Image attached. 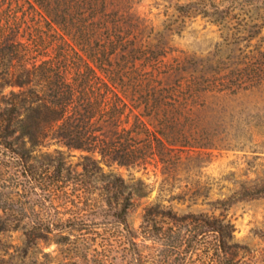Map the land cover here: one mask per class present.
<instances>
[{
    "label": "trees",
    "instance_id": "obj_1",
    "mask_svg": "<svg viewBox=\"0 0 264 264\" xmlns=\"http://www.w3.org/2000/svg\"><path fill=\"white\" fill-rule=\"evenodd\" d=\"M33 1L46 23L39 40L0 44V264H26L34 249L52 244L60 248L58 264H238L235 225L226 217L151 206L140 233L145 247L151 243L150 253L129 225L131 194L113 167L147 163L158 155L164 161L157 147L164 146L165 135L156 125L157 133L149 127L162 118L164 100L157 89L163 83L132 70L137 61H150L149 55L158 61L161 54L111 28L105 0H83L85 12L76 0ZM259 4L264 0L249 5L248 22L257 20L253 13ZM177 12L185 19L200 16L227 37L237 32L242 17L237 0L227 5L197 0ZM167 32L177 30L171 26ZM40 47H57L55 56L31 57ZM222 69L192 75L175 87L195 94L240 87L248 78L264 84L262 52L232 76L235 82ZM126 109L136 126L109 138L105 124L120 128ZM171 122L179 124L177 118ZM140 136L144 147L137 143ZM52 145L59 148L51 151ZM75 151L82 153L81 170L67 160L66 153ZM115 226L128 241L118 257L108 237ZM9 233L21 234L14 252L3 243ZM210 237L212 247L205 242Z\"/></svg>",
    "mask_w": 264,
    "mask_h": 264
},
{
    "label": "rangeland",
    "instance_id": "obj_2",
    "mask_svg": "<svg viewBox=\"0 0 264 264\" xmlns=\"http://www.w3.org/2000/svg\"><path fill=\"white\" fill-rule=\"evenodd\" d=\"M76 1L78 10L85 12L83 0ZM195 1L105 0L111 28L129 33L136 44L149 48L151 44V50L161 54L158 61L154 55H149L150 61H137L132 70L157 77L163 83L157 90L164 100L162 118L149 123L153 132L158 129L165 135L164 146L157 147L164 161L158 155L147 163L113 169L124 177L126 195L131 194L128 222L135 235L138 233L135 241L146 253H150L151 243L147 244L149 248L142 244L141 226L146 210L159 204L180 215L205 213L228 218L235 225L237 263L264 264V84L248 78L247 84L240 87L195 94L175 87L178 81L184 84L192 75L202 77L217 68H223L230 83L235 82L232 76L239 74L249 58L258 52L264 54V5L254 7L253 17L257 20L248 22L245 15L255 0H237L242 17L237 32L227 37L200 16L185 19L178 14L180 6ZM217 1L227 5L233 0ZM86 12L93 13L92 9ZM43 15V9L33 0H0V44L37 42L46 28ZM171 26L177 32H167ZM55 49L40 47L31 57L41 53L43 57L38 59H47L44 55L55 56ZM171 109L174 112L169 113ZM173 118L178 119V125L172 124ZM122 121L120 128L106 123L105 135L113 138L123 128L136 126L128 109ZM144 140V136L137 139L139 146H145ZM57 148L52 145L50 150ZM81 154L66 153L67 160L78 170ZM120 231L112 227L108 236L116 257L124 254L128 245ZM2 238L11 252L22 244L20 233ZM205 242L212 247L214 238ZM60 256V248L52 244L43 250L34 249L25 263L58 264Z\"/></svg>",
    "mask_w": 264,
    "mask_h": 264
}]
</instances>
